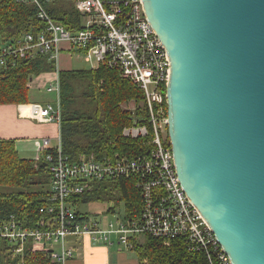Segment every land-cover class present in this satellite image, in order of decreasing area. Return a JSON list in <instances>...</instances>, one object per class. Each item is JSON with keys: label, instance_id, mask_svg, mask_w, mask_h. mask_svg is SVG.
<instances>
[{"label": "built area", "instance_id": "obj_1", "mask_svg": "<svg viewBox=\"0 0 264 264\" xmlns=\"http://www.w3.org/2000/svg\"><path fill=\"white\" fill-rule=\"evenodd\" d=\"M17 1L37 7V17L45 23V30L37 35L25 33L15 42L1 44L0 66L12 58L33 57L38 53L48 54L56 64L53 79L44 86L54 100L28 104L30 114L42 122L59 124L58 58L61 51H77L84 54L83 59L91 63V68L99 65L114 68L143 91L145 121L125 127L122 134L131 138L151 137L150 151L136 158L115 155L77 162L61 153L60 139L57 146L50 147L49 139L44 138L42 156L51 175V192L50 204L39 211L50 216L42 222L47 227L31 229L11 217L0 222V239L10 243L15 256H22L31 241L40 250H50L51 264H66L75 252L67 243L68 238L86 239L94 245L117 243L133 250L135 243L147 234L165 244L182 238L189 250L205 252L210 262L231 264L180 185L167 133L165 86L169 57L145 16L142 0H75L74 8L81 17V28L76 31L55 22L45 10L43 0ZM50 149L54 152H49ZM105 178L135 180L141 196L136 218L129 220L123 213L122 218L108 220V213L119 212L117 207L112 209V204L98 213L84 210L76 213L69 200L71 195L83 193L93 181Z\"/></svg>", "mask_w": 264, "mask_h": 264}, {"label": "water", "instance_id": "obj_2", "mask_svg": "<svg viewBox=\"0 0 264 264\" xmlns=\"http://www.w3.org/2000/svg\"><path fill=\"white\" fill-rule=\"evenodd\" d=\"M142 3L180 185L231 264H264V0Z\"/></svg>", "mask_w": 264, "mask_h": 264}, {"label": "trees", "instance_id": "obj_3", "mask_svg": "<svg viewBox=\"0 0 264 264\" xmlns=\"http://www.w3.org/2000/svg\"><path fill=\"white\" fill-rule=\"evenodd\" d=\"M74 1L43 0V6L55 22L76 31L81 28V17ZM45 26L37 17L34 4L0 0V46L15 42L25 33L44 32ZM55 70L54 60L46 53L7 61L0 66V104L27 106L31 103L29 80ZM58 75L59 139L63 155L77 162L115 155L136 158L150 151V135L131 138L122 134L125 127L143 122L147 116L144 93L130 79L106 65L60 69ZM78 84L83 85L79 94L76 93ZM131 100L142 102L135 112L122 107ZM50 178L44 156L39 160L23 158L13 139L0 138V186L14 189L0 191V222L12 217L28 228L45 229L47 226L42 222L50 216L39 209L50 204ZM90 185L89 190L69 199L77 214L84 212L82 208L86 204L108 202L113 205L112 209L123 205L125 218L129 220L139 215L141 196L133 178H105ZM133 251L140 264H214L205 252L189 250L182 238L165 244L145 234L135 243ZM49 253L50 250H40L28 241L22 256H15L10 243L0 239V264H51Z\"/></svg>", "mask_w": 264, "mask_h": 264}, {"label": "crops", "instance_id": "obj_4", "mask_svg": "<svg viewBox=\"0 0 264 264\" xmlns=\"http://www.w3.org/2000/svg\"><path fill=\"white\" fill-rule=\"evenodd\" d=\"M59 69L69 68L65 66ZM53 77L54 72L40 73L28 82L29 89L39 92ZM0 138L13 139L21 157L39 160L43 152L41 142L44 138L49 139L50 147L57 146L59 124L40 121L30 114L27 106L0 104ZM67 243L75 252L66 264H140L133 250H126L117 243L110 246L94 245L86 239L74 238H68Z\"/></svg>", "mask_w": 264, "mask_h": 264}, {"label": "rangeland", "instance_id": "obj_5", "mask_svg": "<svg viewBox=\"0 0 264 264\" xmlns=\"http://www.w3.org/2000/svg\"><path fill=\"white\" fill-rule=\"evenodd\" d=\"M68 2H70V1H68ZM66 4H68V3H66ZM83 56H84L83 53H79L77 51H74L71 53L67 52V51H61L59 54V58H58V66L60 68H63L66 66L67 68H70V69L71 68L72 69L91 68L92 67L91 63L84 61ZM82 87H83L82 84L77 85V88H76L77 94H79L81 92ZM29 97H30L31 102L35 101L39 104H43V102H45V101H53L54 100V95L44 91V88H42V90L39 92H38V90H35L33 88L30 89L29 90ZM141 106H142V102L135 103L132 100L122 104L123 108H127L128 110H131L134 112L137 108H140ZM12 190H14V189L10 188V187L0 186V191H2V192H9ZM107 203L108 202L90 203V204L84 205L82 209L84 211L98 213V212L103 211L104 209H106L109 206ZM117 211H119V212H116L115 215L108 213L106 216L107 219L108 220H114L116 218H122L123 213H124L123 206L122 205L118 206Z\"/></svg>", "mask_w": 264, "mask_h": 264}]
</instances>
